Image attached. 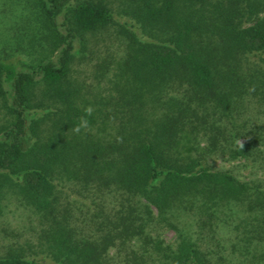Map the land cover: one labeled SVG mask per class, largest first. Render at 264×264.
Segmentation results:
<instances>
[{
    "label": "trees",
    "instance_id": "16d2710c",
    "mask_svg": "<svg viewBox=\"0 0 264 264\" xmlns=\"http://www.w3.org/2000/svg\"><path fill=\"white\" fill-rule=\"evenodd\" d=\"M249 1L213 2L210 19L215 25L210 24L217 42L209 41L214 31L204 35L205 29L198 23L206 19L200 9L209 0H141L140 5L135 4L137 21L160 34L153 40L130 34L126 58L119 65L126 77L120 98L123 105H129L132 127L123 140L116 138L99 146L89 137L75 143L76 137L64 132L73 130L80 117L89 121L85 105L81 109L76 106L78 88L69 73L75 38L108 26L112 13L103 0H40L44 39L53 59L27 70L0 61V101L7 117L0 125V195L1 189L13 182L37 210H51L55 203L51 179L59 166L65 168L80 157L86 173L93 174L102 161L110 164L109 179L116 187L134 203L144 201L146 219H140L142 224L135 223L138 206L132 203L127 207L123 224L130 234L142 231V225L150 220L149 206L162 220L171 222L174 208L247 195L248 184L225 170L213 169L205 154L184 153L180 141L190 123L188 116H197L198 106L191 105L194 100L215 111L227 108L233 97L244 93V87H252L244 82L236 65L248 54L264 55V2L254 0L251 5ZM253 80L254 94L263 91L264 70L254 67ZM174 85H185L189 97L171 99L168 106L166 101L158 102L159 114L144 116L145 103L158 100V94ZM46 121L51 122L50 131L43 135L39 127ZM196 121L207 122L203 117ZM210 143L213 149V137ZM222 149H227L231 158L250 155L249 145L233 140L224 141ZM258 193L254 187V196ZM58 240L57 249L62 246V251L54 256L55 264H100L98 257L106 243L100 247L93 241H75L60 234ZM177 250L176 264H203L192 243L183 241ZM0 264L44 262L9 253L0 257Z\"/></svg>",
    "mask_w": 264,
    "mask_h": 264
},
{
    "label": "rangeland",
    "instance_id": "374dc122",
    "mask_svg": "<svg viewBox=\"0 0 264 264\" xmlns=\"http://www.w3.org/2000/svg\"><path fill=\"white\" fill-rule=\"evenodd\" d=\"M39 1L0 0V61L27 70L38 62L53 59L44 39ZM140 1L103 0L112 13V22L73 42L69 79L78 88L75 103L79 109L83 105L94 109L87 131H64L76 137L75 143L89 137L104 146L116 138L123 140L132 127L129 105H123L120 98L126 77L121 75L119 64L126 58L130 36L153 40L160 34L156 28L137 21L133 6L140 5ZM214 1L209 0L200 9L206 15L203 22L198 21L205 29L204 35L215 29L210 24L215 25V20L210 19L214 15ZM249 2L254 4V0ZM253 18L254 15L249 20ZM209 35V41L219 40L215 31ZM236 65L244 82L252 87H244V93L233 97L227 108L215 111L194 100L191 105L198 106L197 118L188 116L190 123L180 142L184 153L205 154L213 169L225 170L248 184L247 195L174 208L171 222L162 220L155 208L149 206L150 220L142 225V231L130 234L123 224L127 207L132 203L138 206L135 223L142 224L144 220L140 219H146L144 201L134 203L110 181V164L98 160V172L86 173L79 157L65 168L56 169L51 179L55 199L51 210H37L13 182L1 189L0 257L17 253L44 264H55L54 256L62 251V246L57 249L60 234L75 241H93L100 247L106 243L98 257L100 264H176L174 256L183 241L197 248L203 264H264V90L254 94L253 80L254 67L264 70V55L248 54L239 58ZM185 88L174 85L162 91L157 95L159 101L145 103L144 116L151 114L154 118L159 114L158 102L166 101L168 106L171 99L189 97ZM200 117L206 124L196 121ZM6 119L0 101V125ZM50 123L40 125L43 135L50 131ZM210 137L214 138L213 149L209 146ZM231 140L249 145L250 155L231 158L229 151L222 149L224 141ZM254 187L260 192L258 196H254Z\"/></svg>",
    "mask_w": 264,
    "mask_h": 264
},
{
    "label": "clouds",
    "instance_id": "9594fccd",
    "mask_svg": "<svg viewBox=\"0 0 264 264\" xmlns=\"http://www.w3.org/2000/svg\"><path fill=\"white\" fill-rule=\"evenodd\" d=\"M93 111H94V109L92 107H88L85 110L86 116H90ZM89 127H90L89 121L85 117H80L79 122H78L77 126L73 128V131L78 134L81 132V130L87 131ZM242 147H243V145H242Z\"/></svg>",
    "mask_w": 264,
    "mask_h": 264
}]
</instances>
